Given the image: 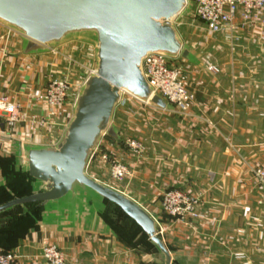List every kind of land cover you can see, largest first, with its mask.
Here are the masks:
<instances>
[{"label":"crops","instance_id":"obj_1","mask_svg":"<svg viewBox=\"0 0 264 264\" xmlns=\"http://www.w3.org/2000/svg\"><path fill=\"white\" fill-rule=\"evenodd\" d=\"M7 30L12 40L8 44L0 42V94L19 102L26 115L46 114L47 104L33 96L42 93L50 79L57 77L53 52L66 43L48 52L27 55L22 50V36L1 23L0 38ZM215 82L212 75L199 80L190 110L178 118L177 124H164L168 128L163 143L153 137L140 159L129 154L122 127L113 119L122 142L108 136L105 140L104 136L87 173L125 193L157 218L172 264H264V185L254 175L255 169L264 165V94L254 98L249 89H236L234 81L232 88ZM70 95L54 119L56 124L48 129L33 133L26 124H11L4 118L0 156L15 161L11 153L23 151L25 144L55 145L66 128ZM138 102L132 98L129 104L118 106L120 118L138 114L139 109L162 110L155 105L132 107ZM152 126L155 130L158 124ZM52 136L58 137L56 142ZM106 151L122 156L133 171L123 186L109 182L108 169L104 173L108 181L100 178L99 155ZM166 188H179L198 197L199 216L184 221L168 216L160 199ZM105 214L106 210L102 215L105 229L101 230L99 224L101 231L59 230L34 223L21 235L13 236L16 240L9 250L21 255L22 264H46L42 248L48 244L65 251L66 264H164L163 256L142 231L136 236L125 235Z\"/></svg>","mask_w":264,"mask_h":264},{"label":"water","instance_id":"obj_2","mask_svg":"<svg viewBox=\"0 0 264 264\" xmlns=\"http://www.w3.org/2000/svg\"><path fill=\"white\" fill-rule=\"evenodd\" d=\"M182 15H193L188 0H0V23L22 36L24 54L91 40L96 60L94 72L82 75L60 140L52 146L25 144L23 151L11 153L29 190L0 204V215L18 207L26 209L25 215L33 208L40 227L104 230L102 215L112 203L140 227L164 264H172L157 218L125 193L91 177L87 167L104 136L122 142L113 119L124 93L168 108L145 77L143 62L149 54L199 63L176 27Z\"/></svg>","mask_w":264,"mask_h":264},{"label":"rangeland","instance_id":"obj_3","mask_svg":"<svg viewBox=\"0 0 264 264\" xmlns=\"http://www.w3.org/2000/svg\"><path fill=\"white\" fill-rule=\"evenodd\" d=\"M176 27L185 43L192 48L199 58V63H193L179 58L181 65L185 68L187 73V88L189 91L194 93L195 86L199 80L203 76L212 75L215 77V83L217 85L221 84L222 87L226 86V88H232V82L234 81L233 83L236 89H249L254 98H257L260 93L264 94V29L255 24L243 25L238 23L233 31L214 33L208 30L205 24L195 17V15L180 16L176 20ZM8 35H10L9 30L0 38V42L8 44V42L12 40ZM53 53V55L57 57V61H54L55 70L58 73L57 78L67 77L74 86V91L71 93L68 101V123L72 117V108L76 95L84 82V78H82L81 75L82 73L87 75L91 74L90 72L94 70L96 65L95 46L91 40L76 39L62 45ZM2 95L6 94H0V96ZM126 96L128 98V104L129 99L135 98L130 94ZM146 106L153 107V104L141 101L137 104H133L132 107L137 109ZM119 108L116 110L114 123L117 122L122 127V134L124 135L125 145L129 154L139 159L147 152V142L153 137L157 138L160 144L163 143L165 137L163 134L165 133V129L168 128L164 124L172 122L177 124L178 118L190 110L181 112L174 105L168 106V109L164 111L163 109L156 110V108L154 112L147 109H139L138 114H124V117L121 119ZM152 124H158V126L154 127L155 130H153ZM173 127L176 132L177 126L175 125ZM57 138L52 136L51 140L56 142ZM104 139L106 140L107 136H105ZM129 141L139 143L142 147V151L138 153L134 152L132 150L133 148L129 145ZM119 148L122 149L120 146ZM115 155L119 156L124 162L122 156L117 153ZM100 164L101 173L99 175L100 178L105 179L104 173L108 168L102 162ZM126 165L130 170V176H132V169L128 164ZM89 170L88 168V171ZM21 180V177L18 176L15 170V161L8 162L0 160V204L28 193V187H26L25 184H23L24 181ZM106 181H108V179ZM109 182L117 187L123 186L126 181H116L111 178ZM173 189L179 188H166L162 191L160 194L161 206L164 193ZM184 192L191 197H195L191 193ZM195 198L197 200V205L199 198ZM196 205L195 209L197 211ZM25 210L26 209L23 207H18L0 215V236H2L0 237V251L11 248V242L16 240L15 237L21 235L25 231L20 224L21 216Z\"/></svg>","mask_w":264,"mask_h":264},{"label":"built area","instance_id":"obj_4","mask_svg":"<svg viewBox=\"0 0 264 264\" xmlns=\"http://www.w3.org/2000/svg\"><path fill=\"white\" fill-rule=\"evenodd\" d=\"M192 3L193 14L200 19L208 30L214 33L233 31L238 23L258 25L264 29V0H188ZM144 74L153 87L154 93L162 96L168 106L174 105L181 112H187L195 101V95L187 88V73L178 62L159 53L149 54L143 62ZM92 70L90 73H93ZM74 91L71 81L65 78H52L42 93L34 94V98L44 101L49 107L46 114L26 115L22 106L10 95L0 96V133L3 119L9 123H24L33 133L48 129L56 123L54 119L61 113L69 95ZM124 93L120 106L128 103ZM68 124V123H67ZM65 124V126H67ZM130 142V141H129ZM136 153L141 152L139 143H129ZM94 152L93 156L95 155ZM100 161L108 168L111 178L123 181L130 176V170L123 160L111 152H102ZM255 178L264 185V165L256 168ZM196 198L183 190L173 189L164 193L162 207L173 218L184 221L187 217L197 218ZM42 258L46 264H66L65 251L55 244L44 245ZM0 264H22L21 255L13 250L0 251Z\"/></svg>","mask_w":264,"mask_h":264},{"label":"trees","instance_id":"obj_5","mask_svg":"<svg viewBox=\"0 0 264 264\" xmlns=\"http://www.w3.org/2000/svg\"><path fill=\"white\" fill-rule=\"evenodd\" d=\"M25 177V176H24ZM24 177H21V181H24ZM23 196V195H21ZM109 206L106 209L105 217L107 220L112 223L117 229L125 235L128 236H136L141 232L140 227L130 218L128 217L118 206L108 203ZM31 209V213L25 214L21 216V227L26 229L34 225V213L33 208ZM2 237V236H0ZM6 249L5 251H8Z\"/></svg>","mask_w":264,"mask_h":264},{"label":"flooded vegetation","instance_id":"obj_6","mask_svg":"<svg viewBox=\"0 0 264 264\" xmlns=\"http://www.w3.org/2000/svg\"><path fill=\"white\" fill-rule=\"evenodd\" d=\"M0 160H1V161H8V162L13 161L12 158H6V157L3 158V157H1V156H0ZM16 172H17V171H16ZM17 174H18L19 177H24L23 174H22L21 172H17ZM24 178H25V177H24Z\"/></svg>","mask_w":264,"mask_h":264}]
</instances>
